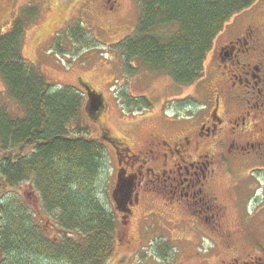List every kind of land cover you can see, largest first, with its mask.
Here are the masks:
<instances>
[{"label": "rangeland", "instance_id": "obj_1", "mask_svg": "<svg viewBox=\"0 0 264 264\" xmlns=\"http://www.w3.org/2000/svg\"><path fill=\"white\" fill-rule=\"evenodd\" d=\"M143 1L0 0V34L10 29L22 9L32 8L38 13L24 32L22 58L29 66L39 67L53 90L71 87L82 94V106L86 112L82 118L91 139L100 142L101 131H106L109 132V140L118 139L127 143L137 159H118L125 164L130 176L136 171L142 174V160L149 141L154 137L172 146L178 142L179 136L194 138L203 119H211L208 116V93L211 90L213 95L209 100L214 102L213 91L226 94L228 89L225 86L228 83L226 73L215 78L220 72L215 51L227 39V33L232 29L230 25H235V30L248 24L264 28V0H256L251 7L233 16L216 37L206 56L202 78L192 85L178 87L166 73L151 72L138 62L127 66L123 64L118 45L134 34ZM79 28L87 34L89 39H85L91 42L90 46L82 47L71 40L70 30ZM128 68H132V72ZM81 83L87 86L86 89ZM123 90L130 98H145L150 108L138 112L126 108L118 101ZM89 91L101 98L103 117L96 120L87 117V114H95L88 112ZM0 93L3 94L2 104L12 115L18 113L16 105L4 94L1 78ZM238 95L231 102L228 96L227 103L223 97L220 99L225 108L231 110V113L219 110L221 133L227 135L231 132L236 116L241 125L240 115L245 116V112L249 111L245 134L238 137L236 142L241 145L245 142H263L264 132L260 130V122L264 121V113L252 107L250 102L254 99L245 95V90L238 91ZM177 124L182 125L177 127ZM100 143L105 149L106 161L97 195L116 220L114 253L105 264H217L219 259H229L230 256L241 262L252 254L255 244L264 242V212H258L264 208V149L263 155H240L234 152L239 153V158L231 160L226 168H216L217 177L213 184L218 202L227 207L222 233L232 243L233 249L229 251L231 249H227L223 243L224 237L212 233L205 222L198 221L199 232L193 217L181 209L171 210L166 189L165 192L161 188H154L153 184H149L146 189L141 188L145 186L144 174L141 175L142 190L135 191L138 201L129 205L130 214H123L122 207H117L113 199L119 168L117 156L114 155L113 144ZM211 144H206V149L215 152L216 147ZM1 146L0 143V153ZM154 161L145 165L143 172L146 166V169L154 170L160 167V159ZM227 169L230 177L225 173ZM148 179L156 183L154 176ZM134 180L138 182V178L134 177ZM13 194L20 196L30 207L39 206L30 184H22ZM36 220L42 226L50 225V238L60 235L52 222L47 220L45 213L37 214ZM215 245L218 246V253ZM157 247L167 249L166 254L159 256Z\"/></svg>", "mask_w": 264, "mask_h": 264}, {"label": "trees", "instance_id": "obj_2", "mask_svg": "<svg viewBox=\"0 0 264 264\" xmlns=\"http://www.w3.org/2000/svg\"><path fill=\"white\" fill-rule=\"evenodd\" d=\"M255 1L145 0L134 34L118 45L123 64L138 62L178 87L192 85L225 25ZM32 10L22 9L0 34V78L18 112L12 115L0 93V264H105L114 253L116 220L97 194L106 161L100 142L112 140L106 131L100 142L88 135L82 94L53 90L39 67L22 58L24 32L38 14ZM69 36L82 47L91 44L80 28ZM118 101L136 112L150 108L125 90ZM22 184H30L39 206L13 194ZM42 212L58 237L50 238V225L36 220Z\"/></svg>", "mask_w": 264, "mask_h": 264}, {"label": "flooded vegetation", "instance_id": "obj_3", "mask_svg": "<svg viewBox=\"0 0 264 264\" xmlns=\"http://www.w3.org/2000/svg\"><path fill=\"white\" fill-rule=\"evenodd\" d=\"M232 28L227 33V39L223 44L219 45L215 51L218 59V67L220 72L215 76L227 74L228 88L224 94L223 91L215 90L214 102L209 100L211 90L208 93L207 104L209 105V114L211 119H203L201 125L197 129L194 138L189 139L188 136H179L178 142H174L172 146L167 142L154 137L149 141L147 150L145 152V158L142 160L143 166L142 174L145 175V183L141 187V175L136 171L132 176L128 173L127 167L123 165L118 158H127L135 161L137 156L131 152L127 143L122 140H112L113 152L116 157L118 168V174L120 173V181L124 182L125 189L123 194H119V198L122 200V212L123 214H130L129 205L132 202L138 201V194L136 190H142L148 188L149 184H153L154 188L166 189L168 192V203L171 210L180 211V209L193 217L197 226L195 227L201 232L198 221H203L207 224L208 229L212 233H219L220 237H224L223 243L227 249H231L233 246L231 241L223 235V222L227 217V207L218 202L216 192L214 189L213 180L217 177L216 168L222 166L226 168L231 160L239 158L241 154H260L263 155L264 141L256 143L245 142L244 145L238 144L236 139L241 135H244V130L247 129L246 119L250 116V112H245V116L240 115L241 125L238 123L239 117L236 116L234 127L230 133H221L222 119L219 116V110L222 109L223 113L226 111L231 113V110L225 108V105L221 102V97L224 98L225 103L230 96V102L238 97V91L245 90V95H249L250 99H254L250 104L252 107H257L264 113V28L254 24H248L240 28H236L231 24ZM234 28V29H233ZM214 78V79H215ZM223 94V96H220ZM249 103V100L246 102ZM103 110L101 106L95 114H99L103 117ZM211 113V114H210ZM264 132V121L260 122ZM182 124H177V127ZM105 133V132H104ZM101 131V135L104 134ZM109 132H107V135ZM223 134V135H222ZM109 137V135H108ZM223 137L224 139H221ZM110 138V137H109ZM228 143H227V142ZM216 147L215 152L213 149H206V144ZM237 150V151H236ZM234 152H239L234 153ZM243 152V153H242ZM246 154V155H247ZM258 155V156H260ZM160 159V167L148 168L143 172L145 165L153 160ZM225 173L229 176V170H225ZM117 174V177H118ZM149 176L156 178L149 180ZM130 177V178H129ZM134 177L138 178V182L135 183ZM230 177V176H229ZM129 178V179H128ZM129 180V181H128ZM117 182V180H116ZM141 187V188H140ZM120 188V186L118 187ZM117 192L115 197L117 199ZM179 209V210H178ZM264 212V208L258 211ZM125 218V215H124ZM222 233V234H221ZM216 252L218 246H214ZM213 247V248H214ZM228 251V250H227ZM252 254H249L247 260H242L230 256L229 259H219L217 264H264V242L255 244L254 250H251ZM218 253V252H217ZM239 253V252H238ZM233 254V253H232ZM234 255V254H233Z\"/></svg>", "mask_w": 264, "mask_h": 264}, {"label": "water", "instance_id": "obj_4", "mask_svg": "<svg viewBox=\"0 0 264 264\" xmlns=\"http://www.w3.org/2000/svg\"><path fill=\"white\" fill-rule=\"evenodd\" d=\"M88 99H89V109H88V112L89 113H92V112H95L98 110V107L101 105V98L97 95H95L94 93H89L88 94ZM120 176H118V179H119ZM117 187H118V184H117ZM125 189V185L122 184L120 189H117L116 191L117 194H123V190ZM118 204V203H117ZM118 206H120L118 204Z\"/></svg>", "mask_w": 264, "mask_h": 264}, {"label": "bare ground", "instance_id": "obj_5", "mask_svg": "<svg viewBox=\"0 0 264 264\" xmlns=\"http://www.w3.org/2000/svg\"><path fill=\"white\" fill-rule=\"evenodd\" d=\"M12 160V159H11ZM107 254V253H106Z\"/></svg>", "mask_w": 264, "mask_h": 264}]
</instances>
